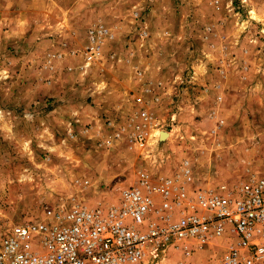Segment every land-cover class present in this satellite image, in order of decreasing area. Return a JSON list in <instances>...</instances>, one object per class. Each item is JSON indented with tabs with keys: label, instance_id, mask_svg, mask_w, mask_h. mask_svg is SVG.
<instances>
[{
	"label": "rangeland",
	"instance_id": "obj_1",
	"mask_svg": "<svg viewBox=\"0 0 264 264\" xmlns=\"http://www.w3.org/2000/svg\"><path fill=\"white\" fill-rule=\"evenodd\" d=\"M24 1L20 0V7ZM36 2L41 6L49 2L56 11L51 18L54 30L65 31L63 40L68 45L55 51L56 56L62 52L63 57L83 58L89 29L101 25L111 34L101 43L102 61L126 49L145 57L144 64L153 71H167L168 76L161 78L178 91L161 99L154 110L160 121L159 138L152 142L148 136L145 148L135 146L117 159L111 153L122 140L104 147L94 136L80 132L71 138L59 133L39 138L31 134V126L13 123L0 112V235L15 225L42 220L45 209L74 206L71 201L77 195L114 203L120 189L133 184L141 167L148 168L156 159L166 162L171 171L188 161L192 170L188 188L246 182L264 175V0ZM151 8L155 9L149 14ZM23 36L17 40L21 47L26 41ZM17 45L5 41L0 45V85L6 80L2 72L7 77L20 71L14 60ZM27 50H32V59L43 58L41 71L46 70L44 64L51 66L44 62L43 49L34 52L25 44ZM78 65L67 68L73 78L65 81L80 83ZM112 70L104 66V80H115ZM24 71L30 73L26 67ZM170 73L175 76L172 80ZM98 74L102 76V71ZM204 86H221V91L202 94ZM69 93L71 100H81L82 93ZM163 132L169 136L163 137ZM126 160L129 170L118 172L117 165ZM115 171L117 176L111 178ZM229 243L221 241L222 246ZM215 259L206 258L208 264H215Z\"/></svg>",
	"mask_w": 264,
	"mask_h": 264
},
{
	"label": "built area",
	"instance_id": "obj_2",
	"mask_svg": "<svg viewBox=\"0 0 264 264\" xmlns=\"http://www.w3.org/2000/svg\"><path fill=\"white\" fill-rule=\"evenodd\" d=\"M106 38L103 26L89 29L84 68ZM139 114L131 140L143 149L150 118ZM189 173L187 162L172 177L139 173L114 203L45 209L42 220L0 235V264H171L172 254L184 264L208 247L222 249L215 264H264V175L197 189L187 187Z\"/></svg>",
	"mask_w": 264,
	"mask_h": 264
},
{
	"label": "crops",
	"instance_id": "obj_3",
	"mask_svg": "<svg viewBox=\"0 0 264 264\" xmlns=\"http://www.w3.org/2000/svg\"><path fill=\"white\" fill-rule=\"evenodd\" d=\"M35 2L36 0H26L22 2L25 6L20 7V0H0V45L4 41L17 45V40L23 36L21 32L29 31L23 36V39L26 40L23 46L21 47L22 43H20L14 52L17 69L20 68L18 74H8L7 77H4L3 72L1 73L2 78H6L0 85V112L3 117L8 114L13 123L28 124L31 126V134L39 138H51L56 133L71 138L74 133L80 132L94 136L101 142L100 146L104 147L114 145L113 141L122 140V143L118 144L115 151L113 150L111 153V158L117 159L116 157L121 153H125V155L130 153L129 151H132L135 146L139 149L131 140V135L133 126L142 123L139 113L144 111L150 118L149 122L145 123L144 131L149 139L151 137L152 140L153 138L157 140L160 135L158 132L161 131L158 129L160 121L157 120L154 110L160 106L161 99H165L171 92L178 91V87L168 84V81L161 78L168 76L169 73L164 69L153 71L150 65L144 64L145 57L142 59L138 54L128 53L126 49L120 52L118 57L114 56L112 59L102 61L101 55L100 59L92 62L86 68L83 67L84 59L81 56L76 58L63 57L62 52H58L56 56L55 51L61 50L63 45H68L64 43L66 40H63L65 31L63 27L58 31L54 30L56 26L51 22V18L56 11L49 2L46 4L44 2L43 6ZM60 9L63 12V9ZM154 9L151 8L149 14L153 13ZM59 24L63 25V23ZM144 24L147 25V21ZM45 26L51 27L53 30L45 29ZM42 31L46 35H43ZM50 32L55 35L52 34L48 37L47 34ZM25 44L29 45V49H35L34 52L43 49L44 62L51 63V66L44 64L46 70L41 71L39 67L43 65L41 64L43 58L42 60L41 57L32 59L30 57L32 50L25 51ZM22 52L24 53L23 56ZM27 52L29 53L28 56H26ZM27 62H31V64L28 65ZM70 65L80 67V71L77 72L80 80L78 85L65 81L69 77L73 78L72 72L67 70V68L71 69ZM106 65L107 68L114 67L112 76L115 80L111 81L108 78L104 80L106 76L104 66ZM93 66L95 67L92 68ZM25 67L30 69V73L24 71ZM100 70L102 76L98 74ZM170 74L169 79L175 78L174 74ZM24 81H27V84H24ZM175 83V81L172 82V84ZM204 87L201 90L202 94H217L221 91V86ZM72 90L82 93L80 101L76 102L70 97L68 98L69 92ZM25 95L27 96L23 97ZM50 98L55 99L45 101L50 100ZM219 99H221L220 96ZM175 117L177 115L174 114L173 118ZM151 131H156L157 134L150 136ZM168 135L167 133L166 137ZM186 162L188 163V161ZM123 163H119L117 169L118 172L126 173L129 170L128 161ZM165 163L156 159L152 162L153 165L148 168L141 167L142 169L138 172L145 174L151 180H155L159 177H172L179 171L178 169H181L179 167L171 171L172 169L169 168L172 167L165 166ZM188 168L189 171H192L189 163ZM118 172L115 171L111 178H115ZM137 179L131 185H134ZM87 183L88 181L84 182V184ZM92 198L89 199L84 194L77 195L76 198H72L71 205L78 204L95 208L99 205L108 204L104 203L102 197ZM221 253V248L208 247L203 252L184 260V264H208L206 258ZM170 259L171 264H174L180 259V256L172 254Z\"/></svg>",
	"mask_w": 264,
	"mask_h": 264
},
{
	"label": "water",
	"instance_id": "obj_4",
	"mask_svg": "<svg viewBox=\"0 0 264 264\" xmlns=\"http://www.w3.org/2000/svg\"><path fill=\"white\" fill-rule=\"evenodd\" d=\"M163 135H167V133H164V132H163V133H162V136H163Z\"/></svg>",
	"mask_w": 264,
	"mask_h": 264
},
{
	"label": "bare ground",
	"instance_id": "obj_5",
	"mask_svg": "<svg viewBox=\"0 0 264 264\" xmlns=\"http://www.w3.org/2000/svg\"><path fill=\"white\" fill-rule=\"evenodd\" d=\"M160 132H158V134H159ZM169 136V135H168ZM163 137H166V135H163ZM162 140V139H161Z\"/></svg>",
	"mask_w": 264,
	"mask_h": 264
}]
</instances>
